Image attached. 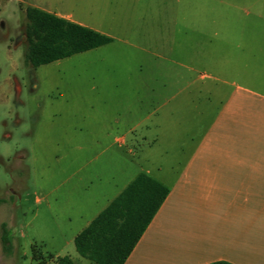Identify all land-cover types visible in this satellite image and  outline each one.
<instances>
[{
  "label": "rangeland",
  "instance_id": "rangeland-1",
  "mask_svg": "<svg viewBox=\"0 0 264 264\" xmlns=\"http://www.w3.org/2000/svg\"><path fill=\"white\" fill-rule=\"evenodd\" d=\"M230 3L0 0V264H38L34 245L45 264L57 247L75 264H94L68 244L71 235L138 174L175 178L210 128L216 102L207 111L194 86L164 103L199 75L185 66L203 69L231 54L241 18ZM32 5L71 14L113 42L33 69L25 62ZM86 188L97 201L91 209L80 203ZM3 223L12 252L1 241Z\"/></svg>",
  "mask_w": 264,
  "mask_h": 264
},
{
  "label": "crops",
  "instance_id": "crops-1",
  "mask_svg": "<svg viewBox=\"0 0 264 264\" xmlns=\"http://www.w3.org/2000/svg\"><path fill=\"white\" fill-rule=\"evenodd\" d=\"M213 1L223 9L233 2L230 9H236L241 18L235 40L229 44L232 52L217 60L206 57L203 69L185 66L199 75L189 76L186 87L164 103L176 102L186 90L198 86L192 91L205 102L207 111L216 102L213 121L173 180L145 173L167 186L170 194L125 264H264V0ZM31 7L90 28L71 14ZM214 32L217 37L219 31ZM188 102L198 108L194 100ZM178 110H174L177 115ZM161 122L159 115V128ZM141 138L146 144L157 142ZM89 190L81 192L85 194L80 198L82 209L97 203ZM115 198L108 199L93 219L71 235L68 244ZM62 250L57 247L48 255L64 257Z\"/></svg>",
  "mask_w": 264,
  "mask_h": 264
},
{
  "label": "trees",
  "instance_id": "trees-1",
  "mask_svg": "<svg viewBox=\"0 0 264 264\" xmlns=\"http://www.w3.org/2000/svg\"><path fill=\"white\" fill-rule=\"evenodd\" d=\"M28 21L25 62L33 69L109 45L113 39L35 7ZM170 189L145 173L139 174L74 240L78 255L94 264H125L165 203ZM1 241L14 250L13 235L2 224ZM33 261L45 264L33 246ZM52 257V256H51ZM53 264H75L69 256ZM212 264H229L216 262Z\"/></svg>",
  "mask_w": 264,
  "mask_h": 264
}]
</instances>
